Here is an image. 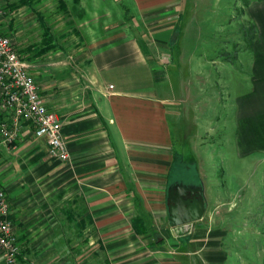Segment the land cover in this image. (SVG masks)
<instances>
[{
  "label": "crops",
  "instance_id": "0c3cea01",
  "mask_svg": "<svg viewBox=\"0 0 264 264\" xmlns=\"http://www.w3.org/2000/svg\"><path fill=\"white\" fill-rule=\"evenodd\" d=\"M129 1L153 27L178 20L180 27L152 35V52L157 45H169L170 51L154 61L129 39L105 58L93 56L76 85L74 67L53 69L49 85L38 82L49 111L63 123L71 159L52 157L45 139L36 138L30 126L15 152L2 150L0 185L10 198L15 225L22 224L26 235L37 230V225L31 228L34 217L60 211L80 232L96 233L88 243L100 246L110 264H264V221L242 230L229 213L236 205L231 200L246 198L243 191L252 190L254 200L264 193V0L248 7L255 32L250 50L240 56V70L230 60L221 65L226 75L219 83L226 94L220 113L211 97L206 102L200 95L201 52L193 54L192 71L178 62L185 0ZM213 64L219 63L211 62L209 73L215 72ZM115 67L129 72L121 75V84L107 80ZM158 68L175 72L176 78L154 74ZM64 71L70 73L63 79ZM189 72L192 80L185 78ZM170 113L179 124L175 135ZM185 118L191 120V132L185 131ZM187 155L198 175L185 171L182 181L171 182L175 164L185 166ZM176 184L203 187L207 210L201 221L171 226L167 197ZM51 225L61 232L53 245L69 247L63 225ZM66 261L74 262L72 256Z\"/></svg>",
  "mask_w": 264,
  "mask_h": 264
},
{
  "label": "rangeland",
  "instance_id": "374dc122",
  "mask_svg": "<svg viewBox=\"0 0 264 264\" xmlns=\"http://www.w3.org/2000/svg\"><path fill=\"white\" fill-rule=\"evenodd\" d=\"M33 1L35 5L31 9L20 6V0H0L8 12L5 22L8 34L15 39L22 57L27 62L35 66L39 64V66L37 65L38 68L35 67L34 73L36 76H40L37 81H40L42 86L45 83L50 84L49 79L52 77L49 74L56 67L59 69L67 67L71 70L74 67L76 85L79 80H84L81 70L90 63L93 56L98 55L105 58V53L114 49V51H118L117 48H121L124 43L128 45L129 41L127 40L129 39H133L138 48L147 51L150 54V59L154 61L159 59L158 61H160L162 53L170 51V47L167 45L164 48L157 45L154 48L156 51L152 52L151 46L156 45L152 35L156 29L164 31L174 26L180 27L176 19V25H172L171 22L166 24L162 19L165 23L161 22L157 27H153L155 24H148L146 17L140 16L133 10L129 0ZM244 1L185 0L184 11L181 14L183 17L182 39L178 46L180 49V54L177 56L178 62L181 63L182 69H187V66L188 68L191 67L194 52H201L202 55L199 58H201L205 69L198 74L203 81L202 87L199 89L201 90L200 95L203 97L202 101L206 102L211 97L212 107L217 109V113L223 112L225 108L226 89L222 87L219 81H222L226 74L223 69L221 70V65L230 60L234 66H237V71L240 70V56L250 50V39L255 32L254 25L248 17V7L244 6ZM11 5H16L18 8L11 10ZM36 12L44 16L54 37L53 44L57 45V49L42 56L38 53L46 48L48 43ZM178 16L180 14L176 16L177 19ZM109 42L110 44H108ZM213 61H218L219 64H213L215 72L209 73V65ZM67 68L66 70H68ZM189 69L192 71V68ZM126 71L128 70L115 67L110 73H107V80L121 84V75L129 73ZM69 73V71L62 72V78L68 77ZM154 74L165 75V79L169 81L176 78L175 72L166 68H158V70H154ZM187 75L185 78L192 80L193 73L189 72ZM129 77L130 75L127 76V78ZM209 80L215 81L216 85L210 87ZM227 90L230 89L227 88ZM191 106L192 104L189 105V107ZM169 119L172 132L175 135L179 126L178 120L174 119L171 113ZM183 121L186 127L185 131L191 132L190 118H185ZM204 123H208L207 120H204ZM204 139V144L208 145V136H205ZM218 158L217 160H220ZM186 160L185 166L183 162L175 164L171 182L182 181V172L185 171L190 172L194 177L198 175V166L190 162V155H187ZM208 160L210 163H214V159L211 157ZM251 193L252 190L242 192L246 196L244 201L241 198L230 201L236 204L233 205V213L229 212L235 228L242 230H245L247 226L255 228L260 224L259 221H264V198L260 197L261 195L264 196V193L261 195L259 193V199L256 200L251 197L253 196ZM252 206L255 208L250 209ZM34 219L31 228L37 225V230L30 231L26 235L22 233V224L15 225L14 232L17 237L15 256L9 261L0 254V264H110L106 252L100 246H96V244L92 246L88 243L97 239L94 231L80 232L75 225H70L69 217L60 215V211H57L53 217L48 216L46 219L34 217ZM54 222L63 225L64 234L70 244L69 247L64 244L63 246L53 245V238L59 237L61 234V232H56V234L52 231L51 224ZM39 225L41 227H38ZM137 234L139 233L137 232ZM141 235L147 236L148 233ZM154 239L158 240L155 237ZM23 253L25 260H20L19 257ZM70 256L73 257L74 262L66 261Z\"/></svg>",
  "mask_w": 264,
  "mask_h": 264
},
{
  "label": "built area",
  "instance_id": "2783aa9c",
  "mask_svg": "<svg viewBox=\"0 0 264 264\" xmlns=\"http://www.w3.org/2000/svg\"><path fill=\"white\" fill-rule=\"evenodd\" d=\"M8 12L0 2V153H13L26 126L38 139H45L52 157L69 162L71 154L60 117L47 107L35 75V65L21 55L15 39L5 26ZM12 205L0 185V254L11 260L15 256L16 234Z\"/></svg>",
  "mask_w": 264,
  "mask_h": 264
},
{
  "label": "water",
  "instance_id": "95a60500",
  "mask_svg": "<svg viewBox=\"0 0 264 264\" xmlns=\"http://www.w3.org/2000/svg\"><path fill=\"white\" fill-rule=\"evenodd\" d=\"M170 224L173 227L201 221L207 210L203 187L176 184L168 192Z\"/></svg>",
  "mask_w": 264,
  "mask_h": 264
},
{
  "label": "trees",
  "instance_id": "16d2710c",
  "mask_svg": "<svg viewBox=\"0 0 264 264\" xmlns=\"http://www.w3.org/2000/svg\"><path fill=\"white\" fill-rule=\"evenodd\" d=\"M253 0H245L244 1V6L245 7H249V5L251 4ZM34 1L33 0H20V6H23V7H27V8H34ZM7 7L9 8V5H7ZM18 8V6L16 5H11L10 6V9L11 10H16ZM36 15L38 17V20H39V23L42 27V29L44 30V36L45 38L47 39V43H48V46H46V48H44L43 50H41L38 55L42 56L43 54H46L52 50H55L57 49V45L56 44H53V41H54V37L52 35V32H51V29L50 27L48 26L45 18L43 15H41V13H38L36 12ZM254 38V35H252V40ZM252 40H251V43H252ZM33 49V48H32ZM139 234H146L148 232H141V231H137ZM24 258V253L22 255H20L19 259L20 260H23Z\"/></svg>",
  "mask_w": 264,
  "mask_h": 264
}]
</instances>
